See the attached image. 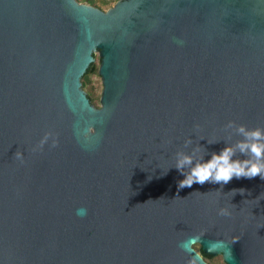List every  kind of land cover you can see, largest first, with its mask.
Masks as SVG:
<instances>
[{
  "label": "water",
  "instance_id": "obj_1",
  "mask_svg": "<svg viewBox=\"0 0 264 264\" xmlns=\"http://www.w3.org/2000/svg\"><path fill=\"white\" fill-rule=\"evenodd\" d=\"M229 121L264 128V0H0V264H264V180L178 190Z\"/></svg>",
  "mask_w": 264,
  "mask_h": 264
},
{
  "label": "clouds",
  "instance_id": "obj_2",
  "mask_svg": "<svg viewBox=\"0 0 264 264\" xmlns=\"http://www.w3.org/2000/svg\"><path fill=\"white\" fill-rule=\"evenodd\" d=\"M224 127L226 129H235L236 135L240 136L241 139L234 144H227L219 154L211 153L210 160L204 161L205 154L201 153L200 146L194 148L190 154L184 151H178L175 154L174 168L184 176L183 180L178 181V190L185 187L191 188L194 184L204 185L205 183L223 186L232 181L233 178L252 179L259 176L264 180V128L248 129L245 125H237L234 121H229ZM89 131L93 130L90 129ZM49 139H52V148L58 147V138H55L52 132H46L39 143L32 148V151L42 150ZM208 142L210 144L216 143L213 141ZM191 144L192 140L187 139L184 147L187 148ZM238 156L246 158L239 159ZM234 157L237 158L234 159ZM14 158L22 164L25 162L24 155L19 150L15 153ZM233 193L235 194V192ZM85 212L86 210L79 209L77 210V215H82ZM232 214L229 207H220L217 211V215L220 217L230 218ZM204 234L201 232L194 237L191 249L187 250L189 252L187 264H195L197 260L200 261V264H225L224 256L219 255L212 258L205 256L201 252L200 244L195 241L200 240ZM238 239L239 237H235L230 243H234Z\"/></svg>",
  "mask_w": 264,
  "mask_h": 264
},
{
  "label": "trees",
  "instance_id": "obj_3",
  "mask_svg": "<svg viewBox=\"0 0 264 264\" xmlns=\"http://www.w3.org/2000/svg\"><path fill=\"white\" fill-rule=\"evenodd\" d=\"M79 3H83V4H87V5H91V6H96L95 5V0H77ZM95 57V62L93 64L90 65V67L88 68V70L86 71L85 75L82 77L81 79V83H82V89L85 91L87 98L89 99V102L96 106L97 102H99V90H98V80L94 79V77H98V62H96V59L98 57H96V55H94ZM202 252V251H201ZM203 253V252H202ZM204 254V253H203ZM205 256H209L204 254Z\"/></svg>",
  "mask_w": 264,
  "mask_h": 264
},
{
  "label": "rangeland",
  "instance_id": "obj_4",
  "mask_svg": "<svg viewBox=\"0 0 264 264\" xmlns=\"http://www.w3.org/2000/svg\"><path fill=\"white\" fill-rule=\"evenodd\" d=\"M118 0H95V5L96 6H93V7H97L103 11H106L108 10L109 8H111L115 2H117ZM83 4V3H82ZM91 6V5H90ZM97 57V55H96ZM96 62H98V58L96 59ZM98 65H99V62H98ZM99 77V76H98ZM94 79H97L99 84H98V90H99V96L101 94V90H102V86H101V81H100V78H97V77H94ZM100 99V97H99ZM99 101V100H98ZM99 106V102H97V105L96 107Z\"/></svg>",
  "mask_w": 264,
  "mask_h": 264
},
{
  "label": "flooded vegetation",
  "instance_id": "obj_5",
  "mask_svg": "<svg viewBox=\"0 0 264 264\" xmlns=\"http://www.w3.org/2000/svg\"><path fill=\"white\" fill-rule=\"evenodd\" d=\"M200 250H201V248H200ZM205 254V253H204ZM207 255V254H206ZM210 257H212V258H214V257H216V256H219V254H217V255H209ZM226 264V263H225Z\"/></svg>",
  "mask_w": 264,
  "mask_h": 264
}]
</instances>
